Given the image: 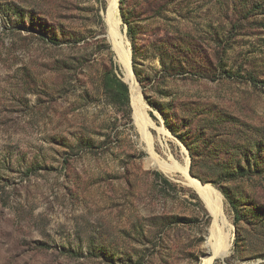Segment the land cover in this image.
Instances as JSON below:
<instances>
[{"label": "rangeland", "instance_id": "1", "mask_svg": "<svg viewBox=\"0 0 264 264\" xmlns=\"http://www.w3.org/2000/svg\"><path fill=\"white\" fill-rule=\"evenodd\" d=\"M166 1L137 50L120 16L137 88L112 0H0V264H264V0ZM112 62L135 119L104 93ZM153 157L217 190L220 227Z\"/></svg>", "mask_w": 264, "mask_h": 264}, {"label": "trees", "instance_id": "2", "mask_svg": "<svg viewBox=\"0 0 264 264\" xmlns=\"http://www.w3.org/2000/svg\"><path fill=\"white\" fill-rule=\"evenodd\" d=\"M139 0H121V15L123 18V21L125 24L128 25L129 28V36L131 38V41L135 45V50H137V41L135 33V27H134V21L136 19H140L143 13H152L153 16H159L162 15L164 12L167 11L169 2L166 0H143L142 6L147 7L144 12H137L136 8L140 7ZM133 6L131 11H127V7ZM56 43V41L54 42ZM119 65L114 64L112 62V66L107 70L104 76L103 81V89L106 97L108 98L109 102L116 106L120 111L124 112L130 120H132V114H133V108L131 105V87L130 84L128 85L125 83L120 76V70ZM199 70H203V67L200 66ZM148 102L153 105L150 98L147 96ZM171 130L174 132L173 128ZM175 133V132H174ZM191 157L193 160L192 163V171L194 168V163L197 155L192 152L191 150ZM157 176L162 179V181L166 184H168V179L161 173H157ZM202 180V179H201ZM204 184L207 182L202 180ZM194 197L198 199L200 202V198L197 194H194ZM227 199H230V197L227 196ZM233 203V201H232ZM235 226H237L239 230V224L238 219L235 220ZM240 236L236 238L235 240V252L239 249V243H240Z\"/></svg>", "mask_w": 264, "mask_h": 264}, {"label": "bare ground", "instance_id": "3", "mask_svg": "<svg viewBox=\"0 0 264 264\" xmlns=\"http://www.w3.org/2000/svg\"><path fill=\"white\" fill-rule=\"evenodd\" d=\"M111 7H112V11L114 9V12H112L109 15V37H111L113 39V40L112 39L111 40H112V43H113L115 50L117 51V54H119V56L125 62V65H124V63H122V66H123L124 70H126L128 72L127 76L134 83L135 87L138 88L137 80H136V78L132 72L131 54L128 51V49L124 46L125 38L122 35L121 30H120V26H119L120 15H119V11H118V0H113ZM122 47L125 48V52L122 51ZM124 66H126V68ZM134 92L135 91H133V99H134V106H135V110H136V117L138 119V124L143 126L142 130L144 131L145 122L143 120L142 108L140 106L139 101L135 98ZM149 163H150V165L157 166L164 173H166L168 175L174 174L178 171L183 172L186 175V178H187L189 184L193 188H195L203 196V198L206 200L210 209L214 213H217L218 217L220 216L221 211H222V199H221L220 194L211 185L205 184L206 186H204L203 182L201 183L197 178H194L191 176V174L189 173V161H187L186 164L184 166H182L180 169H178V167L176 168V167L167 165L156 157L151 158ZM178 173H180V172H178ZM226 254H227V251L223 253V255H226ZM212 261H213V259H212ZM209 264H211V262Z\"/></svg>", "mask_w": 264, "mask_h": 264}, {"label": "water", "instance_id": "4", "mask_svg": "<svg viewBox=\"0 0 264 264\" xmlns=\"http://www.w3.org/2000/svg\"><path fill=\"white\" fill-rule=\"evenodd\" d=\"M113 1V0H112ZM119 1V0H118ZM118 11H119V14H120V16H121V18H122V15H121V7H120V2H118ZM112 12H114V9H113V11H112V7H111V4L109 5V7H108V10H107V14H106V17H105V19L107 20V19H109V15L112 13ZM108 37H109V35H108ZM110 39V38H109ZM111 41V40H110ZM112 43V42H111ZM113 49L115 50V48L113 47ZM116 51V50H115ZM132 55V54H131ZM117 56H118V59H119V62L122 64V63H124V65H125V62L123 61V59L119 56V54H117ZM133 64V62H132V56H131V65ZM125 68H126V66H124ZM126 71V70H125ZM132 71H133V68H132ZM128 74V72L126 71V72H124V76H125V79H126V75ZM133 74H134V71H133ZM135 75V74H134ZM135 77H136V75H135ZM125 82H126V80H125ZM127 84H128V82H126ZM129 85V84H128ZM131 105H132V100H131ZM132 108H133V105H132ZM145 114H147L146 113V111H145ZM134 115H135V112H134V108H133V118H134ZM147 117L148 118H150L148 115H147ZM135 119V118H134ZM189 173L191 174V172L189 171ZM191 176L192 177H194V178H196L195 176H193L192 174H191ZM198 179V178H197ZM201 183H202V181L200 180V179H198ZM207 185V184H206ZM205 184H204V186H206ZM198 193V195L200 196V198L203 200V202H204V204H205V206H206V208L208 209V211L210 212V214L213 216V218H214V220H213V226L214 227H220V219H217L218 218V216H217V213H214L211 209H210V207L208 206V204H207V202H206V200L203 198V196L202 195H200V193L199 192H197ZM214 213V214H213ZM217 217V218H216ZM221 229V228H220ZM216 248V247H215ZM215 248H214V254L212 255V256H209V258L211 259H214V258H216L217 256H220V255H215ZM223 256H225V255H221V257H223ZM212 263H213V261H212Z\"/></svg>", "mask_w": 264, "mask_h": 264}]
</instances>
